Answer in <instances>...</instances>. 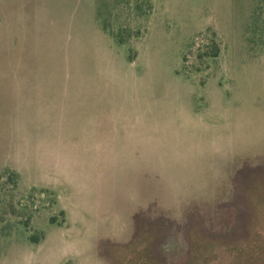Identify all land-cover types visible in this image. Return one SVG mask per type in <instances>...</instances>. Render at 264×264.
Masks as SVG:
<instances>
[{
  "label": "rangeland",
  "instance_id": "rangeland-1",
  "mask_svg": "<svg viewBox=\"0 0 264 264\" xmlns=\"http://www.w3.org/2000/svg\"><path fill=\"white\" fill-rule=\"evenodd\" d=\"M261 2L0 0L4 73L57 104L37 106L33 130L1 118L26 171L17 186L0 171V264H120L136 240L156 264H190L201 243L232 264L219 246L264 233ZM212 40L219 56L199 59Z\"/></svg>",
  "mask_w": 264,
  "mask_h": 264
},
{
  "label": "trees",
  "instance_id": "trees-1",
  "mask_svg": "<svg viewBox=\"0 0 264 264\" xmlns=\"http://www.w3.org/2000/svg\"><path fill=\"white\" fill-rule=\"evenodd\" d=\"M261 5L254 17V28L253 32L261 38V42H264V0H261ZM149 7V5H148ZM105 28L112 34L117 42L122 45H126L127 40L122 38L119 33H114L110 29L109 25ZM220 54V46L215 40H212L211 44L207 46L206 50L198 54V58L203 60L215 59ZM183 61H186V57H183ZM9 180L12 181L15 186H17V176L10 174ZM253 208L256 210H261L264 212V196H254L252 198ZM56 199L53 200V203ZM259 214V213H258ZM61 216H65V212L61 211ZM56 217L50 218V223L54 224L56 222ZM258 227V225H257ZM42 239H44L42 237ZM32 241H40V239L32 238ZM142 240H136L133 245L129 247L120 248L119 262L120 264H156L150 257L149 251L145 248V243L142 244ZM144 247V248H143ZM223 247L224 253H230L233 256L232 264H264V233L262 232H252L250 238L242 243L235 244L233 246H219ZM214 246L207 243L198 244L194 250L193 257L190 264H210L213 259V254H211Z\"/></svg>",
  "mask_w": 264,
  "mask_h": 264
},
{
  "label": "crops",
  "instance_id": "crops-1",
  "mask_svg": "<svg viewBox=\"0 0 264 264\" xmlns=\"http://www.w3.org/2000/svg\"><path fill=\"white\" fill-rule=\"evenodd\" d=\"M1 20L3 21V19H0V37L2 35V33H1L2 26H4L3 22ZM102 30L105 34L109 35L111 38H114V40L117 42L115 37L112 34H110L109 31L104 26H103ZM120 45H122V44H120ZM68 63L71 64L73 67L78 65V62H76V61L68 62ZM3 65H2L1 60H0V92L8 93L11 91L13 100H12L11 105H10V107L12 108L11 113H9V109L7 111L8 113L3 112L4 114H7V118L1 116V111H0V123H1L2 119H4V120L8 119V121L11 120V123L12 122L14 123V119L18 118L19 115H21V114H26V115H24L25 117L23 116L24 117L23 121H25V123L28 124L29 129L32 128V130H33V129H35V127H40L41 126L40 124L47 123L46 120H45V122H42V121L37 122L38 118H37L36 114H38L37 111H39V110H37V106L45 105V107H47V108H54V106H57V104H55L53 96L51 94H49L50 92L45 94L46 97L42 101H40L39 103H37V102L35 103V101H36L35 99L37 96L36 93L37 92L41 93V90L43 89L41 83L38 80H36L35 78H32V76H31V78L28 76H26V77L22 76L23 78H21V76H19L18 74L6 75L3 71ZM70 72H71V70H70ZM70 72H68L67 74H64L65 75L64 78L66 77L68 79V81H70L72 79ZM69 73H70V75H69ZM7 77L8 78L13 77V79H15V80H13L14 82L11 81V78L8 79ZM64 78H62V79H64ZM21 80H26L25 82H27V84H26L27 90L26 91H25L26 87H24L25 89H23V88H21L22 86H19ZM11 83L12 84L15 83V86H11ZM74 85H75V83L73 84V86ZM44 87H45V85H44ZM67 87L68 86H66V88ZM9 88H12V89H9ZM66 88H64V89H66ZM68 89H70V88H68ZM74 89H76V88H74ZM73 92H74V90H73ZM1 98L2 97L0 96V99ZM3 105H1V107ZM3 111H4V108H3ZM15 113H16V115H15ZM8 114H10V115H8ZM10 117H11V119H10ZM18 121H19V118H18ZM11 123H9V125L6 124L5 127L0 126V171H2L3 173L5 171H11L10 172L11 174H13L17 177L18 176L22 177V174H23V172L26 171V169L22 165L23 159L21 158L22 154H20V149L23 148L24 144H22V146H20L21 142H23V141L18 140V139L16 141H14V140H9L7 138V136H10V134L8 133L9 130H7V129L11 128V125H10ZM38 123H39V125H38ZM97 126L99 127L100 125L98 124ZM97 129L100 130V128H97ZM29 134H30V132L27 133V136H29ZM5 136H6V138H5ZM98 137H99V135H98ZM100 138H101V134H100L99 139ZM8 140L11 142L10 145L8 144ZM12 143L14 144V146ZM11 145H12V147H11ZM9 149H11L10 152H9ZM5 150H8V151L4 155ZM32 186H34V185H32ZM34 187H43V188H45V187L52 188L53 187L54 190L58 189L57 183H56V185H53L52 187L50 185H46L45 183L38 184Z\"/></svg>",
  "mask_w": 264,
  "mask_h": 264
}]
</instances>
